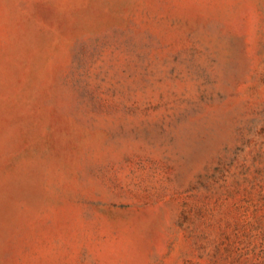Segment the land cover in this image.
I'll return each mask as SVG.
<instances>
[{
    "label": "rangeland",
    "instance_id": "374dc122",
    "mask_svg": "<svg viewBox=\"0 0 264 264\" xmlns=\"http://www.w3.org/2000/svg\"><path fill=\"white\" fill-rule=\"evenodd\" d=\"M0 264H264V0H0Z\"/></svg>",
    "mask_w": 264,
    "mask_h": 264
}]
</instances>
